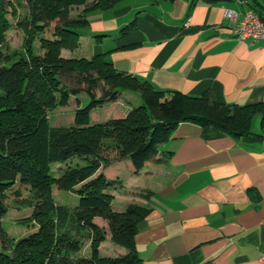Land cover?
I'll list each match as a JSON object with an SVG mask.
<instances>
[{
	"label": "trees",
	"instance_id": "trees-1",
	"mask_svg": "<svg viewBox=\"0 0 264 264\" xmlns=\"http://www.w3.org/2000/svg\"><path fill=\"white\" fill-rule=\"evenodd\" d=\"M119 1L25 0L26 16L16 17L13 24L24 40L15 49L5 44L4 32L12 27L6 15L15 17L20 1L0 0V264H140L134 238L148 209L129 204L114 210L110 191L122 186L121 181L109 179L100 169L128 160L137 173L156 158L159 145L184 121L241 138L251 134V120L258 115L264 134V102L236 105L217 101L210 93L160 91L118 71L103 54L61 56V49L78 47L79 29L88 22L89 9H109ZM245 1L263 19L250 3L254 0ZM73 7H83L76 17L69 16ZM134 28L135 20L120 33ZM49 31L51 36L45 37ZM36 41L41 53L35 52ZM71 78L77 87L64 83ZM125 90L138 94L141 104L125 116L91 122L93 109L117 101ZM82 92L89 102L77 104L73 123L52 126L49 114ZM72 160L81 163L69 166ZM56 163L66 167L54 176ZM54 184L75 192L77 203H56ZM25 208L30 214L16 222L30 224L32 231L15 238L4 228L3 219L11 210L20 214ZM95 217L107 222L110 241L123 247L124 254L100 256L98 247L106 231L94 223ZM86 242L89 250L80 254Z\"/></svg>",
	"mask_w": 264,
	"mask_h": 264
},
{
	"label": "crops",
	"instance_id": "crops-1",
	"mask_svg": "<svg viewBox=\"0 0 264 264\" xmlns=\"http://www.w3.org/2000/svg\"><path fill=\"white\" fill-rule=\"evenodd\" d=\"M250 3L264 20V0ZM247 8L245 0H121L109 9H89L78 47L65 51L74 58L103 54L115 69L156 90L210 93L236 105L264 102V46L233 33ZM228 9L237 12L234 20L226 17ZM133 20L135 28L121 34ZM111 105L122 117L134 104L121 94ZM250 130L235 138L180 122L137 173L128 160L100 169L121 181L110 191L114 210L129 204L148 209L134 238L140 264H264V134L258 115ZM122 171L128 174L124 181ZM94 223L106 231L100 256L126 252L110 243L105 220L95 217Z\"/></svg>",
	"mask_w": 264,
	"mask_h": 264
},
{
	"label": "rangeland",
	"instance_id": "rangeland-1",
	"mask_svg": "<svg viewBox=\"0 0 264 264\" xmlns=\"http://www.w3.org/2000/svg\"><path fill=\"white\" fill-rule=\"evenodd\" d=\"M19 1H20L19 2L20 8H17L15 17H11L10 14L6 15V18L12 24V27L4 32L5 44L7 46H9L10 48H15V49H19L21 47L23 40H24L22 32L20 30H18L17 28H15V26L13 25L15 22V18L17 17V19H22L23 17L26 16L27 11H28L25 0H19ZM81 10H82V7H77V8L73 7L71 9H69V14H70L69 16L70 17H76L78 15V13L81 12ZM52 25H53V23L51 24V26ZM44 36L50 37L51 36L50 31L45 32ZM35 44H36L35 45V52L41 53L42 51L39 48L37 41ZM65 50H67V49H61V56L68 58L67 56H69L70 53H68ZM69 51H73V50H69ZM74 80H75L74 78L66 79L67 82L64 80L65 81L64 83L66 85L70 86L71 88H73V87L75 88V87H77V84ZM100 94H101L100 90L97 89L96 95L99 96ZM122 97H126L128 100L132 101L134 104L133 106H137V105L141 104V98L139 97L138 94H136L133 91H130V90L122 91ZM132 97H134V98L132 99ZM76 99L79 102H77ZM88 102H89V97L83 92L76 95V96H72L68 106L58 107L49 114L50 124L52 126H69V125H71L73 123V110L77 107V104L80 107H82V106H85ZM111 104L112 103H107L104 106L97 107V108L93 109L91 111V118H92L91 122L92 123L103 122L109 118L118 117L119 115H117V114H121L120 110L118 109V107L116 105H111ZM77 163L80 164L81 161L72 160V162H69L68 165L72 166V165H75ZM65 167H66V164H63V165L62 164L59 165L58 163L54 164L52 166V172L54 173V176H57L61 171L60 169H63ZM127 175L125 172L122 171V173H120L119 178L122 179V181H124L125 178L127 177ZM52 193H53L54 201L58 204L73 206L74 204L77 203V200H78L77 195L73 191L58 189L57 186L54 184L52 187ZM25 195L28 197L31 196L32 195V189L28 188L25 191ZM10 201L12 202V197H10ZM30 212H31L30 208H25V209L21 210L20 214H18L14 210H11L10 212H8L5 215V217L3 219V226L11 236H13L15 238H19V237L24 236V235H26L32 231V228L29 227V226H31L30 224H25V223L22 224V223L16 222L17 219H21L19 217H23V219L25 217H27L30 214ZM19 215H21V216H19ZM110 243H112V242H110ZM86 244H87V242L83 243V248H82L81 252L88 251L89 245L87 244L88 245L87 246Z\"/></svg>",
	"mask_w": 264,
	"mask_h": 264
},
{
	"label": "built area",
	"instance_id": "built-area-1",
	"mask_svg": "<svg viewBox=\"0 0 264 264\" xmlns=\"http://www.w3.org/2000/svg\"><path fill=\"white\" fill-rule=\"evenodd\" d=\"M237 12L226 10V17L234 20ZM234 35L243 41L260 42L264 46V20L251 9H245L238 24L233 29ZM262 260V259H261Z\"/></svg>",
	"mask_w": 264,
	"mask_h": 264
}]
</instances>
